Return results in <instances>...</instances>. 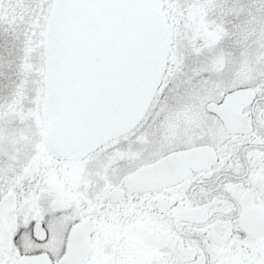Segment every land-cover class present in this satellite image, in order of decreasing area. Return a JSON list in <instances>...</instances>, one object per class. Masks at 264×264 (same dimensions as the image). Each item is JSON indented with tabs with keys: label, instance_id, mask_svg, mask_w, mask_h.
Listing matches in <instances>:
<instances>
[{
	"label": "snow or ice",
	"instance_id": "snow-or-ice-1",
	"mask_svg": "<svg viewBox=\"0 0 264 264\" xmlns=\"http://www.w3.org/2000/svg\"><path fill=\"white\" fill-rule=\"evenodd\" d=\"M0 264H264V0H0Z\"/></svg>",
	"mask_w": 264,
	"mask_h": 264
}]
</instances>
